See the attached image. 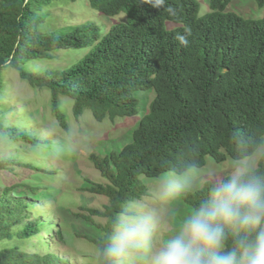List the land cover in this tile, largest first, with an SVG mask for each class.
Segmentation results:
<instances>
[{
    "label": "trees",
    "instance_id": "obj_1",
    "mask_svg": "<svg viewBox=\"0 0 264 264\" xmlns=\"http://www.w3.org/2000/svg\"><path fill=\"white\" fill-rule=\"evenodd\" d=\"M54 1L0 0V96L6 95L2 71L14 68L31 86L49 91L51 112L61 127L67 128L60 96L72 100L75 117L89 108L93 118L100 121L136 114L134 93L153 91L148 110L139 118L129 142L118 151L88 156L107 182L87 181L84 189L106 196L107 203L102 209L83 208L87 213L77 216L100 230V235L88 238L98 254L122 205L147 194L140 175L154 177L178 171L188 162L201 167L205 156L216 162L233 159L238 155L237 136L248 146L263 141L264 15L249 18L228 11L231 0H208L209 10L201 15L197 0H166L159 9L146 0H88L102 14L126 13L125 20L100 37L95 32L98 27L91 23L65 26L55 35L39 28L45 9ZM255 2L261 7L264 0ZM168 7L175 9V14L169 13ZM166 21L175 25L167 28ZM185 29L191 30L190 43L181 47L175 36ZM86 44L91 46L88 53L66 69L40 74L22 68L25 61L50 57L53 50ZM2 105L0 135L34 146L50 144L8 122L2 117ZM11 161L0 157V170H12ZM21 183L0 191V235L8 225H18L25 210L30 211L31 201L25 202L20 195L8 196L9 192L16 194L14 187L25 186L32 199L42 194L36 193L38 185ZM209 184L181 199L196 207L207 197ZM94 215L105 221L95 223ZM54 226L51 218L37 216L21 224L19 232L30 239L45 229L44 233L59 241L61 233L53 231ZM231 246L229 235L226 249ZM0 264L68 263L51 251L0 246Z\"/></svg>",
    "mask_w": 264,
    "mask_h": 264
},
{
    "label": "rangeland",
    "instance_id": "obj_2",
    "mask_svg": "<svg viewBox=\"0 0 264 264\" xmlns=\"http://www.w3.org/2000/svg\"><path fill=\"white\" fill-rule=\"evenodd\" d=\"M198 15L209 10L208 0H197ZM39 28L46 33L59 35L65 26L79 24H94L99 30L95 31L100 37L109 28L124 21L126 13L121 12L108 16L92 8L88 0H56L46 9ZM226 10L242 17L258 18L264 15V3L258 7L255 0H231ZM167 28L174 23H167ZM90 45L81 48H61L50 52V57L25 61L22 68L45 73L48 70H63L76 63L88 53ZM5 96H0V103L4 118L21 128L34 133L37 138L48 141V145H31L23 141L8 140L0 135V157H7L12 170H0V191L14 183L38 185L36 193L40 196H31V192L23 185L14 187L16 194L9 192L8 196L20 195L25 202H32L30 211H24V217L17 224L8 225L0 235V246H18L20 249L44 253L51 251L67 261L68 264H95L97 257L96 245L88 238L100 235L95 225L77 216V213H87L83 208L93 207L102 209L107 203L104 195L89 192L84 186L92 183H106L89 159L90 153L104 155L111 150L118 151L129 142L131 132L139 118L148 110L153 97L152 89L138 90L134 93L137 101V113L132 116H117L113 120L107 117L95 120L89 108L75 117L72 113V100L67 96H60L61 107L65 113L67 128L61 127L53 116L49 104V91L46 88L31 86L20 78L18 71L7 67L2 71ZM28 119L29 122H26ZM264 141V139H263ZM226 157L216 162L211 156H205V163L200 168L203 171L201 180L212 183L227 172L230 161ZM47 169V171H46ZM46 171V172H44ZM56 171V172H54ZM158 176L148 177L140 175L139 180L145 186L147 194L140 199L155 207L160 216L157 230V240L163 243L175 229L177 221L189 213L193 207L181 198L174 204L152 201L150 191L153 181ZM88 179V180H87ZM88 181V182H87ZM198 186L195 189H199ZM46 188V190H45ZM194 189V190H195ZM44 190V191H43ZM33 195V194H32ZM130 201V200H129ZM173 213L175 214L173 216ZM51 218L55 223L53 231L60 230L61 238L55 240L41 229L39 234L32 238L22 237L19 226L35 217ZM95 223H103L104 218L92 216ZM41 242L34 244L33 241Z\"/></svg>",
    "mask_w": 264,
    "mask_h": 264
},
{
    "label": "clouds",
    "instance_id": "obj_3",
    "mask_svg": "<svg viewBox=\"0 0 264 264\" xmlns=\"http://www.w3.org/2000/svg\"><path fill=\"white\" fill-rule=\"evenodd\" d=\"M154 8L166 0H146ZM167 11L175 14V9ZM190 29L177 33L181 47L190 43ZM238 155L226 173L208 185L207 197L183 215L163 243L156 234L160 216L155 207L130 200L112 218L98 250V264H264V141L248 146L235 137ZM203 171L194 162L153 181L152 201L174 204L203 185ZM175 214L173 213V216ZM232 237V246L226 241Z\"/></svg>",
    "mask_w": 264,
    "mask_h": 264
}]
</instances>
